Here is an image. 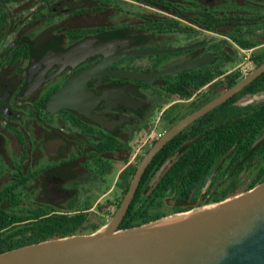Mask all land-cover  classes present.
I'll list each match as a JSON object with an SVG mask.
<instances>
[{
	"label": "flooded vegetation",
	"instance_id": "1",
	"mask_svg": "<svg viewBox=\"0 0 264 264\" xmlns=\"http://www.w3.org/2000/svg\"><path fill=\"white\" fill-rule=\"evenodd\" d=\"M97 35L114 50L63 56ZM263 60L264 0H0L1 252L102 227L155 142ZM250 83L165 142L124 216L133 202L131 217L154 215L153 178L171 156L199 187L185 199L169 185L165 209L264 180V126L251 127L264 85Z\"/></svg>",
	"mask_w": 264,
	"mask_h": 264
},
{
	"label": "water",
	"instance_id": "2",
	"mask_svg": "<svg viewBox=\"0 0 264 264\" xmlns=\"http://www.w3.org/2000/svg\"><path fill=\"white\" fill-rule=\"evenodd\" d=\"M116 42V38L92 36L67 49L63 56L78 60L110 52ZM263 72L264 60L164 133L140 160L119 207L102 227L0 252V264H264V180L216 202L119 228L143 171L165 142ZM171 159L173 156L161 164L153 181Z\"/></svg>",
	"mask_w": 264,
	"mask_h": 264
},
{
	"label": "trees",
	"instance_id": "3",
	"mask_svg": "<svg viewBox=\"0 0 264 264\" xmlns=\"http://www.w3.org/2000/svg\"><path fill=\"white\" fill-rule=\"evenodd\" d=\"M31 1H37V0H31ZM43 2L46 3H52L55 2L57 0H42ZM60 4H63L65 2H67L68 0H58ZM240 62L242 61L241 59L239 60ZM262 84L264 85V72L259 75L257 78H255L250 84ZM257 115H253L252 116V122H251V127H252V132H258L262 129V127L264 126V108H262L260 111L254 113ZM255 138L252 139V142L254 141ZM170 142H168L167 144H165L155 155L154 157V161H156V166H158L162 160L165 158L166 156V149L168 148V144ZM260 150H261V154L264 156V144H262L260 146ZM254 155V153H253ZM181 163V156H178L176 158V160L173 161L172 165L169 167H166V169L160 174L159 178L156 180L155 182V188H154V202L153 205L155 207V213L154 215H152L151 217H131L130 216V211L134 210V202L130 204V210L127 212V214L123 217L119 228H126V227H131L134 225H138L147 221H151V220H155L159 217L165 216L166 214L172 212V211H184L187 209H190L191 207L195 206V205H203V204H208L211 202H216L219 201L223 198H225L227 195L224 196H220L217 197L214 200H206V201H202L200 203H188L185 201H182V203H178L179 205L177 206H172V208H168L165 209V207H170V204L163 202L161 199L163 198V196L165 195V191L166 189L169 187V185H171L172 188H176V190L179 191L180 194L184 195V198L187 199L188 197V193L185 192L186 189H192L194 191H196L198 189V185L195 187H191L188 185H184V182L187 181V179L185 178V171L184 168L181 167L180 165ZM147 178V170L144 172L143 176H142V181H144ZM259 179V178H258ZM263 178H261L260 180H263ZM188 182V181H187ZM254 182L249 185L246 189H249L251 187L254 186ZM188 186V187H185ZM182 197V196H181ZM143 203L145 204V206L147 207L149 203H145L142 202L140 203V205H143ZM82 222L81 219H76V227ZM94 229V228H93ZM92 229V230H93ZM82 231H76V232H70L68 233L67 231H61L58 232L57 234H49V233H45V234H38V235H34V237H29L27 238V240H25L26 242H31V241H37V240H44L47 238H52V237H62L65 235H70V234H74V233H81ZM24 242V241H23ZM1 252V250H0Z\"/></svg>",
	"mask_w": 264,
	"mask_h": 264
}]
</instances>
